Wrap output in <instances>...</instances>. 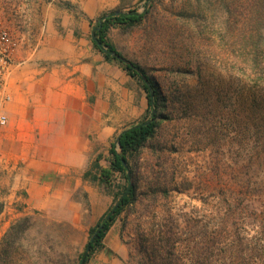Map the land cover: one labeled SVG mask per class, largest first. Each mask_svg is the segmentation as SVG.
<instances>
[{
  "label": "rangeland",
  "instance_id": "1",
  "mask_svg": "<svg viewBox=\"0 0 264 264\" xmlns=\"http://www.w3.org/2000/svg\"><path fill=\"white\" fill-rule=\"evenodd\" d=\"M41 2L0 0V21L20 38V46L34 39ZM115 10L145 12L139 25L111 27L106 37L159 84L167 118L128 158L136 201L115 217L103 247L85 264H136L142 242L166 234L196 242L215 231L243 238L239 252L244 264H264V250L255 245V222L239 215L243 186L247 180L258 182L264 168L257 159L264 137L255 100L245 104L239 64L243 45L251 40L264 44V0H120L104 13ZM107 61L126 72L123 62ZM132 79L147 103L139 79ZM149 111L143 103L106 140H89L93 153L84 170L54 176L58 180L48 189L30 188L29 166L21 157L14 164L11 157V152H40L39 140L11 141L5 136L9 121L0 126V264H79L90 229L115 205L114 194L126 183L118 172L102 181L110 143L123 129L148 118ZM228 205L237 209L234 218L226 219ZM199 246L177 250L190 264L202 252ZM206 250L202 256H209ZM230 259L216 255L204 264H233Z\"/></svg>",
  "mask_w": 264,
  "mask_h": 264
},
{
  "label": "crops",
  "instance_id": "2",
  "mask_svg": "<svg viewBox=\"0 0 264 264\" xmlns=\"http://www.w3.org/2000/svg\"><path fill=\"white\" fill-rule=\"evenodd\" d=\"M41 1L33 41L16 50L6 79L10 103L3 107L5 136L41 145L40 152H11L14 164L21 157L29 166L34 190L83 171L93 153L88 141L106 140L122 118L147 105L132 77L105 60L90 35V22L120 0Z\"/></svg>",
  "mask_w": 264,
  "mask_h": 264
},
{
  "label": "trees",
  "instance_id": "3",
  "mask_svg": "<svg viewBox=\"0 0 264 264\" xmlns=\"http://www.w3.org/2000/svg\"><path fill=\"white\" fill-rule=\"evenodd\" d=\"M144 14L145 12L139 13L135 10H115L104 13L97 18L95 22L96 40L93 41V44L103 53L106 60L115 59L110 56V52L116 51L106 37L107 31L111 27L129 28L139 25L143 20ZM243 51L245 57L239 61V64H241L240 69L243 75L245 104L252 99L255 100L253 102L256 107L259 131L264 137V44L256 40H251L249 43L243 45ZM233 64H236V62ZM122 67L130 76L139 79L146 94L147 106L150 110L149 117L123 129L115 137L114 141L110 143L108 149L110 154L109 169H102L100 176L102 177V181L106 183L113 172H118L123 176L126 183L119 186L114 194L115 198H117L116 203L119 201L114 212L109 215L111 207L101 215L96 224L90 229V237L85 245V251L79 257V264H85L92 253L103 247L102 240L115 220V217L126 205L136 201L137 185L135 181L131 184V187L127 189L129 182L126 172H131L128 158L138 153L147 139L155 135L160 123L167 118V115L163 112L166 106V95L160 92L159 84L153 81V79L146 74L145 70L138 66L149 80L152 86V90H150L134 69L126 64H122ZM153 110L154 113L152 114ZM257 159L260 164L264 163L263 148L258 152ZM258 175H260L258 182H254L252 185L250 180H247L245 186H243L244 190L242 191L241 197L244 205L239 215L244 222H249L250 219H253L255 222L253 226L256 232L255 245H258L259 248L264 250L263 167L258 172ZM103 177L106 178L103 179ZM236 210L237 209L232 208L231 205H228L227 213H225L226 219L234 218ZM92 235H94L93 238H91ZM204 239L205 240L201 237L200 240L194 242L192 239L185 240L172 234H166L157 240L148 243L142 242L140 246L141 250H139L142 256L138 258L136 264H187L184 262L185 256L178 252V247L184 245L186 248H192V246L196 247L198 244H201L199 247L202 248V252L192 256L190 258L192 261L190 264H204V261L210 257L214 258L216 255L218 258L231 257L230 260H232L233 264H244V259L239 252V248L245 243L243 238L238 235L215 231ZM204 249H207L206 251L209 253V256L201 255L205 252ZM232 254H236V256L232 257Z\"/></svg>",
  "mask_w": 264,
  "mask_h": 264
},
{
  "label": "built area",
  "instance_id": "4",
  "mask_svg": "<svg viewBox=\"0 0 264 264\" xmlns=\"http://www.w3.org/2000/svg\"><path fill=\"white\" fill-rule=\"evenodd\" d=\"M20 46V38L0 21V126H4L7 117L3 111L5 103L10 100L6 79L16 63L15 53Z\"/></svg>",
  "mask_w": 264,
  "mask_h": 264
},
{
  "label": "water",
  "instance_id": "5",
  "mask_svg": "<svg viewBox=\"0 0 264 264\" xmlns=\"http://www.w3.org/2000/svg\"><path fill=\"white\" fill-rule=\"evenodd\" d=\"M95 30H96V26H93L92 29H91V38L92 40H96V37H95ZM110 55L114 58H116L117 60L123 62L124 64L128 65L129 67H131L132 69H134L136 71V73L141 77V79L144 81V83L148 86V88L150 90H152V86L149 82V80L147 79L146 75L142 72V70L136 66L135 64H133L131 61H129L128 59L124 58L122 55H120L118 52L116 51H111L110 52ZM154 113V110L152 111V114ZM127 178H128V188L129 189L131 187V178H130V174L129 172H127ZM119 202V201H118ZM118 202L115 203V205L111 208L110 212H109V215H111L113 212H114V209L115 207L118 205ZM94 235H92L91 238H93Z\"/></svg>",
  "mask_w": 264,
  "mask_h": 264
}]
</instances>
